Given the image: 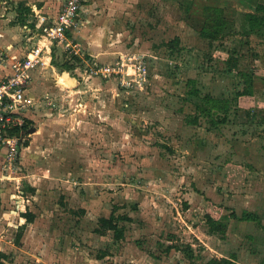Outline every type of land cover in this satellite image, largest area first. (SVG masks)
Returning a JSON list of instances; mask_svg holds the SVG:
<instances>
[{
	"label": "rangeland",
	"instance_id": "374dc122",
	"mask_svg": "<svg viewBox=\"0 0 264 264\" xmlns=\"http://www.w3.org/2000/svg\"><path fill=\"white\" fill-rule=\"evenodd\" d=\"M65 1L0 0V16L11 24L19 3ZM88 1L69 29L71 46L56 45L49 66L35 72L30 122L15 149L1 145L4 264H264V121L249 123L242 109L264 115V79L217 127L188 94H232V80L219 72L229 46H241L246 67L264 72V36L246 43L241 33L246 1L211 0L236 13L213 44L185 0ZM175 37L182 50L170 55L165 43ZM113 64L122 74L92 73ZM64 73L73 84L59 81ZM25 200L36 214L31 223L20 215ZM210 210L239 217L225 218L226 234H215ZM245 211L257 219H241ZM112 214L130 217L117 219L121 237L96 231Z\"/></svg>",
	"mask_w": 264,
	"mask_h": 264
},
{
	"label": "trees",
	"instance_id": "16d2710c",
	"mask_svg": "<svg viewBox=\"0 0 264 264\" xmlns=\"http://www.w3.org/2000/svg\"><path fill=\"white\" fill-rule=\"evenodd\" d=\"M188 2V12L195 14L202 18L199 20L200 27H198L200 34L209 39L210 43H214L217 40H223L227 37L226 30L230 23L236 22L235 9L223 5L220 2H211V0H185ZM246 5L249 10L241 11L242 14V34L246 35L245 40L248 43L251 35L256 34L264 36V0H245ZM254 6L255 9H251ZM237 11V10H236ZM239 15V12H238ZM181 43L180 37H175L165 43L170 55H173L176 51L180 52L179 45ZM239 45H233L226 47L228 55L224 58V66L219 68L225 76H229L232 80L231 86L228 88L233 91L229 95L226 93L222 95H213L212 93H206L201 95L200 90L197 87L191 88L188 94L195 96L197 99L195 105L196 109L199 111V116H207L211 126L217 127L219 124H224L230 122V117L235 114L239 108H241L242 102L247 96H253L255 93V87L257 82L262 77L264 79L263 70L255 67H246L245 59L240 53ZM73 58L79 63L82 61L81 57L77 54H73ZM67 67H75L77 63L70 64L69 61L65 62ZM189 83L195 84L196 80L190 78ZM228 92V91H227ZM242 108L247 112L249 123H253L256 118L264 121V115H258L253 109ZM199 116L190 119V122L197 123ZM30 120L27 119V124L25 128L28 127ZM21 129H16L12 132L13 135L19 134ZM33 190V189H32ZM222 208V207H220ZM22 215L27 219L28 222H32L36 218V214L30 210L28 201H24ZM230 216H237V213L233 211L231 214L226 215L222 213H215L210 210L207 214V222L210 225L211 233H219L225 235L228 230V223L225 218ZM257 214L249 211H245L240 217L241 219H257ZM130 219L129 216L123 215L116 217L111 215L110 217H101L96 228V231L100 234H106L110 230L115 231L117 237H121L123 230L119 229L117 219ZM24 231L21 230L17 235L16 240L19 242L23 236ZM228 260L226 258L215 259L214 263H224ZM0 264H4L0 257Z\"/></svg>",
	"mask_w": 264,
	"mask_h": 264
},
{
	"label": "built area",
	"instance_id": "2783aa9c",
	"mask_svg": "<svg viewBox=\"0 0 264 264\" xmlns=\"http://www.w3.org/2000/svg\"><path fill=\"white\" fill-rule=\"evenodd\" d=\"M86 1L66 0L57 16L45 23L28 52L12 61L11 71L0 75V147L4 144L10 146L11 150L15 149L19 135H13L12 132L18 128L22 132L27 124L26 111L33 105V98L28 89L35 78V72L41 66H49L54 45L71 46L72 42L67 36V31L77 22L80 10ZM40 18L43 21L47 20L45 15H41ZM144 56L138 54L139 67H144L146 74ZM134 70L137 74L139 68ZM98 72L104 75L122 74L119 64L92 69V73Z\"/></svg>",
	"mask_w": 264,
	"mask_h": 264
},
{
	"label": "crops",
	"instance_id": "0c3cea01",
	"mask_svg": "<svg viewBox=\"0 0 264 264\" xmlns=\"http://www.w3.org/2000/svg\"><path fill=\"white\" fill-rule=\"evenodd\" d=\"M115 1V0H114ZM200 1V0H199ZM86 2L89 3L87 0ZM111 2V0L107 1ZM97 2H95L96 4ZM64 4V3H63ZM85 4V3H84ZM116 3H113V8L115 7ZM122 5V4H121ZM119 5V6H121ZM94 7V5H91ZM62 5L56 7L54 4L44 3L43 5L40 4V6L30 5L29 2H23L19 3L17 5V15L14 19V22L11 24H6V14H1L0 16V52L4 53L6 52V56L1 57L0 56V75H4L11 71V63L15 58H20L24 56L28 50L32 47V45L36 42L37 34L41 32L43 26L46 22H50L53 20L59 11L61 10ZM84 7V5H83ZM82 7V8H83ZM82 10V9H81ZM33 11V12H31ZM41 15H45L47 17L46 21H43L40 17ZM10 20V19H7ZM12 20V19H11ZM19 27V30H18ZM71 29V28H70ZM70 30L67 31V36L70 34ZM56 45H54L53 49ZM7 47L9 48L7 50ZM55 51V50H54ZM75 53V52H74ZM12 54V57H9L8 55ZM77 54V53H75ZM79 55V54H77ZM53 56V53H52ZM82 59V56L79 55ZM83 61V59H82ZM81 61V62H82ZM79 62V63H81ZM77 69H80V66L78 67V64L76 65ZM75 66V67H76ZM88 66V65H85ZM87 72V70L85 71ZM36 75L34 80L32 81L30 88L28 89V92L30 96H32V89L34 81L36 80ZM1 150V147H0ZM26 201V200H25ZM22 210L20 215L26 219L22 215ZM31 210V209H30ZM27 220V219H26ZM33 222V221H32ZM28 223V221H27ZM31 223V222H29ZM26 225V224H24Z\"/></svg>",
	"mask_w": 264,
	"mask_h": 264
},
{
	"label": "bare ground",
	"instance_id": "6f19581e",
	"mask_svg": "<svg viewBox=\"0 0 264 264\" xmlns=\"http://www.w3.org/2000/svg\"><path fill=\"white\" fill-rule=\"evenodd\" d=\"M61 82H68L70 84H73V80L70 78V76L66 73H64V75L61 76L60 80ZM76 81V80H75Z\"/></svg>",
	"mask_w": 264,
	"mask_h": 264
}]
</instances>
